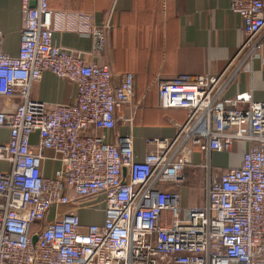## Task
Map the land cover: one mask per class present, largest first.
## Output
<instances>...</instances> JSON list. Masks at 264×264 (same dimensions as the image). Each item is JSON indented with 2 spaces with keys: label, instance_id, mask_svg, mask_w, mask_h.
Listing matches in <instances>:
<instances>
[{
  "label": "built area",
  "instance_id": "1",
  "mask_svg": "<svg viewBox=\"0 0 264 264\" xmlns=\"http://www.w3.org/2000/svg\"><path fill=\"white\" fill-rule=\"evenodd\" d=\"M231 8L246 34L235 58L217 75L158 81L159 106L184 108L187 119L174 136L147 140L140 159L131 131L106 136L132 100L134 74L116 87L108 64L54 42L62 14L49 0H22L18 56L4 51L0 30V97L19 99L0 109V126L10 128L0 144V264H264V101L221 93L236 58L262 56L264 3L233 0ZM73 15L75 30L102 48L110 23L93 27V15ZM45 71L76 86L74 103L49 107L31 97ZM239 141L247 144L240 165L212 164L213 153ZM195 152L206 156L205 197L187 206L180 187ZM82 209L102 221L84 224Z\"/></svg>",
  "mask_w": 264,
  "mask_h": 264
},
{
  "label": "crops",
  "instance_id": "2",
  "mask_svg": "<svg viewBox=\"0 0 264 264\" xmlns=\"http://www.w3.org/2000/svg\"><path fill=\"white\" fill-rule=\"evenodd\" d=\"M232 2L49 0L51 10L62 14L57 18V29L53 32L56 44L77 50L91 62L108 64L114 76L120 79L126 73L134 74V95L131 102L117 109V127L106 133L109 141L115 140L116 133L124 135L131 131L134 148L138 158L142 159L146 150L151 148L147 140L172 137L177 133L178 124L186 121L188 111L184 108H161L158 81L183 73L217 75L223 72L246 38L243 19L232 11ZM78 12L93 15V27L110 23L102 48H96L94 36L75 30L77 22L73 14ZM23 24L22 0H0L3 48L11 56L19 54ZM232 68L233 73L225 77L223 84L221 82V93L233 96L249 91L252 100L264 101V49L260 58H236L228 72ZM30 93L31 97L53 107L57 102L74 103L77 91L73 83L45 71L41 79L32 84ZM17 102L16 96L0 97V109L13 107ZM9 138L10 128L0 126V144L8 142ZM37 140L38 134L35 133L32 141ZM246 148V142L239 141L230 151L236 152L235 158L230 152H215L211 162L218 169L231 167L232 162L238 166ZM47 154L52 152L47 151ZM51 165L48 161L47 174L52 172ZM6 167L7 164L0 161V169ZM194 170L192 166L186 168L187 183L193 181ZM79 213L84 224L102 221V214L88 209Z\"/></svg>",
  "mask_w": 264,
  "mask_h": 264
},
{
  "label": "rangeland",
  "instance_id": "3",
  "mask_svg": "<svg viewBox=\"0 0 264 264\" xmlns=\"http://www.w3.org/2000/svg\"><path fill=\"white\" fill-rule=\"evenodd\" d=\"M230 154H232V158H235L237 156L236 152H232V153L230 152ZM205 162H206V156L204 153H195V164L192 166L195 168V170L193 171L194 172L193 176H191L193 181L192 182L188 181V183L186 182L187 183L186 185H182L180 187L182 188L181 190L182 200L184 205L193 206V205L202 204L204 202V197H205L204 184H206V176H207L206 169L204 167ZM232 166H237V163L232 162ZM193 182L194 184L196 183L197 184L194 186ZM94 216H96V214H94Z\"/></svg>",
  "mask_w": 264,
  "mask_h": 264
},
{
  "label": "water",
  "instance_id": "4",
  "mask_svg": "<svg viewBox=\"0 0 264 264\" xmlns=\"http://www.w3.org/2000/svg\"><path fill=\"white\" fill-rule=\"evenodd\" d=\"M34 4H35V2H32V5H34ZM114 79H115V86L118 87L120 85L121 79H120L119 76H114ZM124 172H125V169H124ZM36 239H37V236L34 235L33 236V241L35 242Z\"/></svg>",
  "mask_w": 264,
  "mask_h": 264
}]
</instances>
